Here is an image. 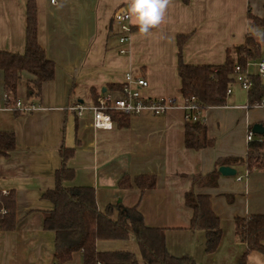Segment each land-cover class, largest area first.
Instances as JSON below:
<instances>
[{
    "label": "crops",
    "instance_id": "1",
    "mask_svg": "<svg viewBox=\"0 0 264 264\" xmlns=\"http://www.w3.org/2000/svg\"><path fill=\"white\" fill-rule=\"evenodd\" d=\"M26 1L0 0V51L24 52ZM35 4L37 41L55 70L37 97L28 95L31 74L21 73L12 94L0 70V132L14 136V147L0 155V191L13 194L16 218L14 229L0 230V264H58L53 257L54 233L42 225L44 211L51 208L42 193L54 187L62 147L72 150L63 165L73 170V177L64 185L94 188L98 210L117 204L136 207L146 226L164 230L171 255H190L197 264H235L246 248L235 234V218L264 214V170L249 172L230 160L246 155L247 133L255 123L264 126V107H248V90L232 83L225 105L203 111L214 145L186 148L177 37L187 36L181 49L184 63L220 65L228 48L243 44L252 34L260 52L246 70L264 84V73L258 75L256 67L264 60V26L252 27L248 18V13L264 17V0L187 4L167 0L162 21L146 34L140 33L130 14L132 31L125 54L119 52V25L112 18L118 8L128 10L129 0H56L55 4L35 0ZM127 71L147 80L141 91L144 97H171L176 105L164 115L128 116L127 125L115 119L110 129L95 128L88 109L80 116L68 110L75 103L89 106L104 94L119 96ZM15 101L34 110L20 113ZM252 136L264 139V134ZM218 160L236 174L219 173L215 187H195L196 192L210 195L222 230L217 249L206 253L204 232L189 228L191 210L184 204V194L193 177L211 172ZM138 175H154L155 186L142 191L134 184L119 185L123 177L133 182ZM96 249L132 251L138 264H144L133 236L98 239ZM64 264H82L81 252ZM246 264H264V254L250 251Z\"/></svg>",
    "mask_w": 264,
    "mask_h": 264
},
{
    "label": "trees",
    "instance_id": "2",
    "mask_svg": "<svg viewBox=\"0 0 264 264\" xmlns=\"http://www.w3.org/2000/svg\"><path fill=\"white\" fill-rule=\"evenodd\" d=\"M187 4L189 0H181ZM250 26H264V17L257 18L248 13ZM187 36L177 37L178 75L181 85L179 92L185 100H191L203 110L226 104V90L234 80L235 65L244 68L248 62L258 58L259 43L248 35L245 42L226 50L225 60L220 65L186 64L181 58L182 45ZM0 70L4 74V84L12 94L23 71L34 79L28 81L29 97H37L42 83L54 77L55 64L45 55L37 41L35 0L26 1L25 49L22 54L0 51ZM252 86L248 90V103L264 99V84L258 76H252ZM97 100V99H96ZM95 100V101H96ZM112 121L127 125L128 116L119 112H110ZM184 145L188 149L212 147L214 140L209 139L204 117L196 121H185ZM14 147L12 133L0 132V155H6ZM72 153L71 149L61 148L62 165L55 171L54 187L42 193L51 208L43 213V228L54 233L53 257L58 264L70 261L72 254L81 252L82 264H138L132 251H98V239H127L133 236L138 245L144 264H197L190 255L174 256L165 244L164 230L148 227L142 214L136 207L114 208L108 205L104 211L98 210L95 190L90 186H65L64 181L73 177V170L66 168L63 162ZM234 165L243 164L247 171L264 170V139L254 138L248 142L244 157L230 160ZM224 164L218 160L216 167L205 175L193 177L191 188L184 194V204L191 210L190 230H202L205 235V252H214L221 240L222 230L219 217L211 207L210 195L196 192L195 187H215L219 177L218 167ZM120 179L121 187L134 184L142 191L155 186L154 175H138L133 182ZM6 212L0 214V230L8 231L16 226L15 200L12 193L3 195L0 191V208ZM114 209L116 211L115 217ZM235 234L246 246L235 264H246L250 251L264 254V214L235 218Z\"/></svg>",
    "mask_w": 264,
    "mask_h": 264
},
{
    "label": "built area",
    "instance_id": "3",
    "mask_svg": "<svg viewBox=\"0 0 264 264\" xmlns=\"http://www.w3.org/2000/svg\"><path fill=\"white\" fill-rule=\"evenodd\" d=\"M50 3L55 4L56 0H50ZM112 20L119 25V52L125 54L128 52L127 45L130 41L131 25H130V13L128 10L118 8L114 14ZM248 65V63H247ZM242 68L240 65H235L233 69L234 80L231 82L236 83L245 90H249L252 86V80L250 74L247 72L246 67ZM258 75L264 73V60H260L256 63ZM231 84L226 90V94L231 93ZM148 86L146 79L140 76H134L131 71H127L124 75V81L120 88V95L113 97L110 94H104L97 98V100L89 106L75 103L68 106V110L76 112L78 116L86 109L92 112L93 126L97 129H110L112 127L111 111L119 112L127 116H133L142 112H148L151 115L159 116L166 114L170 109L176 105L175 98H146L142 95V89ZM264 107V99L259 102L248 104V107ZM20 113H29L34 110V106L22 105L19 101H15L14 106ZM247 107V106H246ZM184 118L185 121H196L203 116V109L191 100H185ZM253 139L252 133L248 131L246 140L247 142ZM241 176H237V180H241ZM3 195L9 194L6 190H1ZM6 212L3 207L0 208V214Z\"/></svg>",
    "mask_w": 264,
    "mask_h": 264
},
{
    "label": "clouds",
    "instance_id": "4",
    "mask_svg": "<svg viewBox=\"0 0 264 264\" xmlns=\"http://www.w3.org/2000/svg\"><path fill=\"white\" fill-rule=\"evenodd\" d=\"M167 0H129L128 11L142 34L158 25L164 16Z\"/></svg>",
    "mask_w": 264,
    "mask_h": 264
},
{
    "label": "water",
    "instance_id": "5",
    "mask_svg": "<svg viewBox=\"0 0 264 264\" xmlns=\"http://www.w3.org/2000/svg\"><path fill=\"white\" fill-rule=\"evenodd\" d=\"M251 132L256 135L264 134V126L260 123L253 124L251 128ZM218 172L224 176H234L236 174V170L230 166L222 165L218 168Z\"/></svg>",
    "mask_w": 264,
    "mask_h": 264
},
{
    "label": "rangeland",
    "instance_id": "6",
    "mask_svg": "<svg viewBox=\"0 0 264 264\" xmlns=\"http://www.w3.org/2000/svg\"><path fill=\"white\" fill-rule=\"evenodd\" d=\"M113 97H115V96L113 95ZM219 167H220V166H219ZM219 167H218V168H219Z\"/></svg>",
    "mask_w": 264,
    "mask_h": 264
}]
</instances>
